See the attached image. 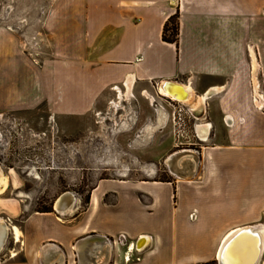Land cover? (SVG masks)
I'll list each match as a JSON object with an SVG mask.
<instances>
[{"label":"crops","instance_id":"0c3cea01","mask_svg":"<svg viewBox=\"0 0 264 264\" xmlns=\"http://www.w3.org/2000/svg\"><path fill=\"white\" fill-rule=\"evenodd\" d=\"M174 15L178 46L162 38ZM43 30L52 57L38 63L19 36L0 26V114L44 106L51 118L71 123L115 105L114 92L123 105L135 101V115L115 119L109 135L132 138L120 152H144L172 132L196 137L200 149L163 156L170 171L175 156H186L165 182L156 180L155 163L140 166L145 179L128 177L126 166L99 180L82 209L71 192L63 213L0 198V216H8L0 217V264H194L207 261L220 240L217 259L230 232L261 225L264 96L255 87L264 80V0H58ZM165 81L188 88L190 102L160 92ZM164 102L179 109L178 118ZM182 145L180 139L172 150ZM3 176L0 196L11 187ZM142 237L149 242L138 250ZM130 244L133 256L142 255L139 263L124 259Z\"/></svg>","mask_w":264,"mask_h":264},{"label":"rangeland","instance_id":"374dc122","mask_svg":"<svg viewBox=\"0 0 264 264\" xmlns=\"http://www.w3.org/2000/svg\"><path fill=\"white\" fill-rule=\"evenodd\" d=\"M56 1L58 0H0V26L19 36L24 53L32 61L41 63L52 57V40L44 33L43 19ZM261 48L264 50V41ZM256 90L264 96V80L261 88L255 87V92ZM111 97L115 105L108 104L102 110L93 111L71 123L51 118L44 106L31 113L0 114V167L11 180L10 189L0 198L17 200L29 211L56 212L57 199L71 192L82 209L89 203L90 195L99 180L116 178L123 169L125 171L126 166L129 170L128 177L145 179L140 166L155 163L159 167L156 180L165 182L172 178L173 173H170L163 156L176 150L200 149V142L196 137L189 134L178 137V133L172 132L171 136L155 138L144 152L131 148H127V153L120 152L124 142L132 138L122 140L109 135L115 119L124 120L128 115H135V101L132 99L133 104L126 106L121 103L122 99H118V94L113 92ZM164 104L178 118L179 109L167 102ZM262 112L264 113V108ZM180 139L183 142L181 148L172 150V146ZM215 139L217 138H210L209 143L212 144ZM159 142L163 145L160 146ZM133 157H137L140 163L132 165ZM185 157L178 155L171 161L172 167L176 169L175 175L179 173L177 162ZM21 192L26 197L17 198ZM0 217L8 218L6 214H1ZM258 223H264V218ZM246 224L255 225L256 222L247 218ZM223 235L219 234V239ZM219 242L220 240L217 246ZM10 243L11 241L9 247ZM217 246L207 261L194 264H218L215 256ZM9 258L5 255L1 260L6 262ZM137 258L142 259V255L135 254L131 262L139 263ZM260 264H264V258Z\"/></svg>","mask_w":264,"mask_h":264},{"label":"bare ground","instance_id":"6f19581e","mask_svg":"<svg viewBox=\"0 0 264 264\" xmlns=\"http://www.w3.org/2000/svg\"><path fill=\"white\" fill-rule=\"evenodd\" d=\"M257 88V86H256ZM176 93L180 94V95H187L186 100H184V102L188 103L190 102V99H191V94H190V91L188 88H183V90H175ZM257 91V90H256ZM120 94H121V91H119ZM162 92L163 94L167 95L168 97L171 98V96H169L167 94V92H165L164 90L160 91ZM258 92V91H257ZM164 95V96H165ZM178 96H174V98H177ZM172 98L173 100L177 101L176 99ZM257 98H259L257 96ZM257 100V99H256ZM258 105L263 107L264 108V100H258ZM200 138L203 139V140H206L207 137L206 136H201L200 135ZM172 159V156H170L167 160V162H169V166H170V161ZM171 171L173 173V168H171ZM4 183L6 185V180L4 179V176H3V172L0 168V185ZM8 184V183H7ZM3 187V186H2ZM4 188H8V187H5ZM4 192V191H3ZM74 197V196H73ZM75 202V201H74ZM73 203V198L72 196L70 195V193H65L61 198L57 199L56 203H55V209L59 212H64V211H67L71 205ZM244 228H249V227H242V228H239L238 230L234 231V232H230V234H228L227 236H225L226 238L224 239L221 247H220V250H219V253H218V257H217V260L218 261H221V254H222V251L224 249V247L226 246V244L234 237L236 236L242 229ZM252 228V232L254 233H257V236L259 237L260 239V247H259V250H260V254H259V257L256 261L255 264H260L261 263V260L264 258V224L261 223V225H258L256 227H250ZM3 230V229H0V231ZM17 231V230H16ZM4 242V241H3ZM148 238L146 237H142V242L141 244L138 246V250H142L143 248L146 247V245L148 244ZM253 242L251 239L247 240L244 242V248L245 250L240 253L238 257H236V259L238 260L236 262V264H251V257L255 254L254 253V249H253V246H252ZM134 246V244H133ZM1 247H2V240L0 241V250H1ZM134 249V248H133ZM247 252H249L250 254H248Z\"/></svg>","mask_w":264,"mask_h":264},{"label":"water","instance_id":"95a60500","mask_svg":"<svg viewBox=\"0 0 264 264\" xmlns=\"http://www.w3.org/2000/svg\"><path fill=\"white\" fill-rule=\"evenodd\" d=\"M183 88H186L185 86L172 82V81H165L159 86V91L164 90L167 92L171 98H174V96H178L176 99L179 102H184V98L187 97V95L183 94L180 95L176 93L175 90H183ZM251 239L254 249V255L251 257L252 261L251 264H255L259 254H260V239L257 236V233L252 232V228H244L242 229L236 236H234L224 247L222 254H221V261H218V264H236L238 261L236 257L240 256L245 248H244V242ZM250 254L249 252H247ZM240 254V255H239ZM251 255V254H250Z\"/></svg>","mask_w":264,"mask_h":264},{"label":"trees","instance_id":"16d2710c","mask_svg":"<svg viewBox=\"0 0 264 264\" xmlns=\"http://www.w3.org/2000/svg\"><path fill=\"white\" fill-rule=\"evenodd\" d=\"M178 36H179V21L178 15L172 16L165 24L163 30V41L167 43L176 44L178 46ZM51 212V211H44Z\"/></svg>","mask_w":264,"mask_h":264},{"label":"built area","instance_id":"2783aa9c","mask_svg":"<svg viewBox=\"0 0 264 264\" xmlns=\"http://www.w3.org/2000/svg\"><path fill=\"white\" fill-rule=\"evenodd\" d=\"M173 102H177V103H183V102H179V101H175L172 99ZM194 216V214H193ZM133 244H130V246L128 247L127 249V252H126V255L124 257L125 261H129V259L132 260V257H133V254L136 252L133 248ZM141 259L140 258H137V261H140Z\"/></svg>","mask_w":264,"mask_h":264}]
</instances>
